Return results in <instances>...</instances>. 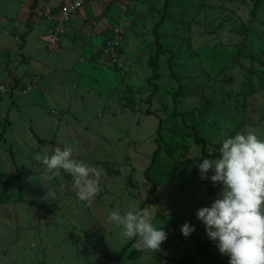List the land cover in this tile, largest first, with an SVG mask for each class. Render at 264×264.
<instances>
[{
  "label": "rangeland",
  "instance_id": "obj_1",
  "mask_svg": "<svg viewBox=\"0 0 264 264\" xmlns=\"http://www.w3.org/2000/svg\"><path fill=\"white\" fill-rule=\"evenodd\" d=\"M140 1L122 9L104 46L107 93L69 86L50 105L36 92H0V264H229L196 216L222 186L196 165L218 158L219 142L237 133L264 141V0ZM157 25L167 53L153 80ZM108 43L118 44V63ZM55 147L100 171L91 207L68 173L51 176L35 158ZM137 208L168 233L160 251L133 248L137 240H123L107 219ZM185 223L196 229L188 237Z\"/></svg>",
  "mask_w": 264,
  "mask_h": 264
},
{
  "label": "clouds",
  "instance_id": "obj_2",
  "mask_svg": "<svg viewBox=\"0 0 264 264\" xmlns=\"http://www.w3.org/2000/svg\"><path fill=\"white\" fill-rule=\"evenodd\" d=\"M219 143V157L200 158L196 167L201 179L221 185L218 197L209 207L200 208L197 219L205 228L219 252L229 257V264H264V141L255 133H237ZM69 147H55L52 154L37 153L36 159L54 177L61 171L73 180L77 198L91 207L101 191V173L72 158ZM209 172L212 175L209 177ZM109 223L122 228L123 240H137L133 248L143 252H158L167 240L163 227H156L147 208H137L121 214L110 211ZM185 223L181 232L185 237L195 232Z\"/></svg>",
  "mask_w": 264,
  "mask_h": 264
},
{
  "label": "crops",
  "instance_id": "obj_3",
  "mask_svg": "<svg viewBox=\"0 0 264 264\" xmlns=\"http://www.w3.org/2000/svg\"><path fill=\"white\" fill-rule=\"evenodd\" d=\"M62 1L0 0L4 11L0 15V83L22 96L36 92L40 95L37 100H47L50 105L73 88L94 90L98 96L107 93L113 71L99 69L105 56L104 46L112 28L122 24V9L138 5L137 0L89 2L66 28L61 37V53L56 56L49 53L43 41L49 28L40 11L57 9ZM156 1L161 5L166 2ZM140 5L146 2L141 0Z\"/></svg>",
  "mask_w": 264,
  "mask_h": 264
},
{
  "label": "built area",
  "instance_id": "obj_4",
  "mask_svg": "<svg viewBox=\"0 0 264 264\" xmlns=\"http://www.w3.org/2000/svg\"><path fill=\"white\" fill-rule=\"evenodd\" d=\"M93 0H63L57 9H43L40 11L43 20L48 24V33L44 36L43 41L50 54L56 55L61 53V36L66 28L71 25L74 15ZM120 30H116L119 33ZM107 44V54L113 63H118V44ZM0 92L4 95L15 91L0 83Z\"/></svg>",
  "mask_w": 264,
  "mask_h": 264
},
{
  "label": "trees",
  "instance_id": "obj_5",
  "mask_svg": "<svg viewBox=\"0 0 264 264\" xmlns=\"http://www.w3.org/2000/svg\"><path fill=\"white\" fill-rule=\"evenodd\" d=\"M168 1L166 0V6H168ZM155 33V45H156V56L152 57L149 59V67L152 69L153 72V80H159L160 79V66H159V56L160 55H164L167 53V50L164 49L163 44L160 41V34H159V25H157L155 27L154 30ZM150 114V112H148ZM195 135H196V142L198 145H204L206 144V140L204 138H202L201 136H199V132L197 130H195ZM37 138V137H36ZM39 140L40 143H44V140H42L41 138H37ZM160 152V148L157 150L158 154ZM219 157V154H215L213 155V157ZM208 157H212V156H208ZM212 157V158H213ZM160 198L159 197H155V200H148L147 203H154V202H159ZM131 246V244H128L121 252L120 256L117 258V260L120 262L121 259L124 257L127 249Z\"/></svg>",
  "mask_w": 264,
  "mask_h": 264
}]
</instances>
